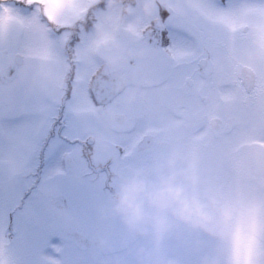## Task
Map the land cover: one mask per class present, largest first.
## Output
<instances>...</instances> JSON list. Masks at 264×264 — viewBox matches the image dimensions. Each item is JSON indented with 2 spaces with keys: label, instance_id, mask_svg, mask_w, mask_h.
<instances>
[{
  "label": "rangeland",
  "instance_id": "374dc122",
  "mask_svg": "<svg viewBox=\"0 0 264 264\" xmlns=\"http://www.w3.org/2000/svg\"><path fill=\"white\" fill-rule=\"evenodd\" d=\"M11 1L0 0V10ZM101 3L107 8H97ZM127 3L77 0L65 21H80L71 46L74 27L49 41L35 17L0 11V204L21 207L28 221L10 248L0 245V264H264V99H258L264 95V3L240 0L235 13L216 11L209 0H137L132 8ZM162 6L204 24L196 37L212 55L206 73L218 68L232 81L228 62L217 55L228 53L238 67L256 65L257 88L248 93L246 86H223L229 94L223 102L215 97L220 83H210L208 75L202 88L194 77L185 87L139 88L165 75L140 80L141 69L151 61V70L155 66L154 52L138 55V41L129 35ZM244 25L255 39L245 37ZM18 35L23 39L12 47ZM199 49L189 48L191 65ZM103 63L138 85L98 108L88 86ZM160 94L169 109L157 100ZM176 105L188 118L173 115ZM57 113L67 126H56ZM116 114L144 117L121 126ZM37 126H42L38 136ZM59 129L70 139H96L91 150L100 162L108 160L109 176L91 182L80 156L61 170V159L63 165L75 148L48 138ZM144 134L154 137L155 146L138 153L135 145ZM59 196L67 208L52 204ZM52 238L54 246L48 244Z\"/></svg>",
  "mask_w": 264,
  "mask_h": 264
},
{
  "label": "flooded vegetation",
  "instance_id": "af4514ba",
  "mask_svg": "<svg viewBox=\"0 0 264 264\" xmlns=\"http://www.w3.org/2000/svg\"><path fill=\"white\" fill-rule=\"evenodd\" d=\"M12 3H14L13 1H11ZM123 5V4H121ZM137 5V0H129V3H127V7L128 8H132L135 7ZM172 7V6H171ZM97 8H107V6L104 5V3H101V5H98ZM125 8V7H124ZM173 8V7H172ZM155 14L149 18L148 22H144V24H142V22L138 23V31L136 32V34H130L129 36L132 37H136V44L138 45V55L140 54V52L144 49H149L150 53H153V62L154 65L153 69L151 70L152 66V61L149 64V68L146 67V69H141V71L139 72V78L141 81H143V78L145 81H147V77L148 75H150L152 73V75L155 73L157 76L162 77V75H165L164 79H161L159 81L156 82H147L144 84H139V88H158V87H163V86H175V87H185L188 86L190 84V79L191 77L196 78L198 85H200V87L202 88L203 85L206 84V80L207 77L206 75H208L209 77V82L214 84V83H220L217 86V92L218 95H215L216 100H219L220 102H223L225 100H227V96L229 95L228 93H223V91H221V87L223 86H237L240 85L241 87H245L248 91V93H250V91H254V89L257 88V84L259 83V71H257L256 69V65H246L243 67H238L236 64H234L233 60H230V56L228 53L224 55H222L221 52H218L217 55H220L219 58L221 59V62L223 64H225L226 62H228V66L230 70H232V73H234V77L232 79V81L230 79L226 80L223 79L224 75H228V72L224 73V75L222 74V72L220 71V69H216L215 70H211L209 72L206 73V69L208 67V64L211 63L212 61V55L210 54H206L205 50L202 49L204 48V43H202L201 41H199L198 37H196V35L201 36V34H203V32L205 31V27L204 24H194L193 22H190L188 20L185 19V17H181V16H174L172 15V9L168 8L166 9V7L162 6V7H155ZM177 9V8H176ZM162 17H165V19H162ZM145 19H147V17H144V21H146ZM77 20V19H76ZM91 22V21H90ZM193 25H191V24ZM85 24H89L88 22H86ZM196 25V26H195ZM77 24H75L74 28L70 29V37L72 39V41L75 40V34L77 32ZM81 26H84L83 23H81ZM136 27V25H135ZM243 31L245 33V36L247 37L249 40H253L255 39L254 36L250 35L248 33V26L244 25L243 27ZM161 30H167L170 31L174 37H176V41L174 44V54H169L168 52H164L160 49L159 47V43H158V38H159V32ZM201 30H203V32H201ZM237 32V31H236ZM236 32H231L232 34H235ZM127 33V32H126ZM240 40L243 39V37L239 38ZM199 41V42H198ZM253 44V43H252ZM143 46V47H142ZM191 47V53L195 51V47H200V51H199V56L196 58V64L193 62V65H191V62L188 61V58L190 57V53H189V48ZM160 54L161 59L159 61H155L156 55ZM207 55V57H206ZM261 56V54H260ZM262 56L264 57V53L262 54ZM261 56V57H262ZM195 61V60H194ZM164 63V64H163ZM172 64L175 65L172 67ZM107 67L109 72L111 74H118L119 77L122 79L123 83H124V88L121 90V92L119 94H117L115 97L111 96L109 97V102L119 98L120 96H122L129 88H134L137 87L138 84L135 83V81H131L130 79H128L124 74H122L120 71H111L110 67L108 64L103 63L100 64L98 66V69L91 74V80H90V84L88 86V92L90 95V98L93 100V96L91 93V86L93 84V81L95 79V77L102 71V69L104 67ZM139 70H136V72ZM152 77V76H151ZM72 79V78H71ZM201 82V84H200ZM70 90V89H69ZM223 94V96H222ZM227 94V95H226ZM156 96V94H155ZM161 94L157 97H154V99L159 100L160 99V103H162L161 105L166 104L167 109H169V107L167 106V102L165 100L164 97H160ZM68 97V96H66ZM65 97V98H66ZM231 98V96H229ZM250 99H256L255 96H249ZM264 99V95L263 96H259L258 99ZM201 99L203 101H205L206 97H201ZM65 100V99H64ZM157 100L154 101V105L157 104ZM199 100V97L196 99ZM93 103L94 100H93ZM96 104V103H95ZM94 104V105H95ZM64 107L62 109H60V113L62 112V110L65 108V103L63 102ZM62 105V106H63ZM98 108H104L105 106H100V105H96ZM155 108H157V105L155 106ZM176 110L179 111H175L173 115L182 118L185 120V118H188V116L186 115V111L183 110V106L182 105H176ZM171 113V112H170ZM147 114H149V112L147 111L144 115L146 116ZM119 116L122 118L121 126L125 125L126 123L130 122L131 120L134 121L135 119L138 118H143L144 116H139L136 115L135 118H126V116L124 114H116L114 117ZM62 120L63 118L60 116L59 121H56V126H59L61 128L67 126V122L66 124L63 126L62 125ZM228 123L226 126L229 127V119L226 120ZM55 122V121H54ZM214 126H218V119H214V121L212 122ZM55 124V123H54ZM131 125V124H130ZM64 130L59 129L57 132L60 133H52L51 135H48V138L54 137V138H58L60 141H63L65 144H67L70 147H73L75 149H72L71 151H69L68 153L65 154V163L63 165H61L62 159L60 161V168L61 170L64 171L65 166H72L74 165V160H73V156L77 157L80 156L81 159H83L85 161V163L87 164V177L90 179L91 182H98L99 179L101 178L100 175L104 174L107 177L109 176V169L107 168V164L106 162H108V160H104L103 162L100 160H97V151H92L91 149L94 147L95 143H96V139H89L87 140V142H84L81 139H70L67 136V133H63ZM123 131V135L126 133L125 129H122ZM226 131L224 130L223 133H225ZM114 135V134H113ZM145 137H150L151 140H149V143L147 139H145ZM136 149L138 151V153H144L145 151H149L151 150V148L153 146H155V139L151 134H144L136 143ZM60 157V156H58ZM41 159V158H40ZM106 161V162H105ZM43 162L44 160H41L40 166L38 167V172H37V182H39L41 180L42 177V171L44 169L43 166ZM103 163V164H101ZM60 172V171H59ZM68 204V202H67ZM69 206V204H68Z\"/></svg>",
  "mask_w": 264,
  "mask_h": 264
},
{
  "label": "snow or ice",
  "instance_id": "6c2138e0",
  "mask_svg": "<svg viewBox=\"0 0 264 264\" xmlns=\"http://www.w3.org/2000/svg\"><path fill=\"white\" fill-rule=\"evenodd\" d=\"M211 8L220 12L235 13L240 5V0H209ZM264 3V0H261ZM77 6V0H15L12 4H4L0 11H5L11 16L16 14L25 20L35 17L47 30V38L49 41L59 40L66 35V29L74 27L79 20L69 21L72 16V9ZM165 19V17H162ZM84 22H87V14L84 17ZM23 36L18 35L15 42H10L12 47H18ZM176 37L170 31L161 30L159 32L158 43L162 51L174 54V44ZM73 43L69 37L68 46ZM12 74L10 73V76ZM67 95V93H66ZM60 119L59 113L56 114L55 120ZM42 130V126L35 128V134L38 136ZM22 208L10 207L0 204V245L11 247L14 240H19L22 233L28 227V221L23 218L20 213ZM54 239L48 241L49 245L54 246ZM261 247H264L262 241ZM43 255V250L41 252ZM11 264H38L35 260L17 261L13 260ZM237 264H241L238 260Z\"/></svg>",
  "mask_w": 264,
  "mask_h": 264
},
{
  "label": "water",
  "instance_id": "95a60500",
  "mask_svg": "<svg viewBox=\"0 0 264 264\" xmlns=\"http://www.w3.org/2000/svg\"><path fill=\"white\" fill-rule=\"evenodd\" d=\"M22 57L16 58V63L18 66L22 64ZM124 88V83L118 74H111L108 68L105 66L102 71L95 77L93 84L91 86V93L95 102L98 105H104L108 103L109 97L116 96ZM116 121L121 123L122 118L116 116ZM148 140H151L150 137H145ZM52 204L55 205L58 209L67 208V202L64 197H56L52 200Z\"/></svg>",
  "mask_w": 264,
  "mask_h": 264
}]
</instances>
